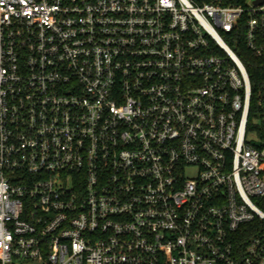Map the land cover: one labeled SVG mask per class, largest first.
<instances>
[{"label": "built area", "instance_id": "2783aa9c", "mask_svg": "<svg viewBox=\"0 0 264 264\" xmlns=\"http://www.w3.org/2000/svg\"><path fill=\"white\" fill-rule=\"evenodd\" d=\"M264 0H0V264H264Z\"/></svg>", "mask_w": 264, "mask_h": 264}, {"label": "trees", "instance_id": "16d2710c", "mask_svg": "<svg viewBox=\"0 0 264 264\" xmlns=\"http://www.w3.org/2000/svg\"><path fill=\"white\" fill-rule=\"evenodd\" d=\"M238 51L246 63L251 77L253 88L251 117L254 119L260 115L262 110L261 99L264 98V57L256 56L242 45Z\"/></svg>", "mask_w": 264, "mask_h": 264}]
</instances>
